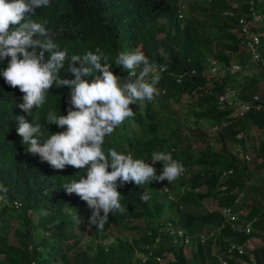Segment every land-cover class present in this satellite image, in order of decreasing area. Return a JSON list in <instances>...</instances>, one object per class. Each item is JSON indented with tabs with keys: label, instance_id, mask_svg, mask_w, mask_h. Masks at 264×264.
<instances>
[{
	"label": "trees",
	"instance_id": "obj_1",
	"mask_svg": "<svg viewBox=\"0 0 264 264\" xmlns=\"http://www.w3.org/2000/svg\"><path fill=\"white\" fill-rule=\"evenodd\" d=\"M231 1L235 0H190L182 17L176 13L179 0H50L48 7L36 9L30 18L46 21L45 27L52 32L58 49L67 50L62 78H71L67 73L71 56L82 57L89 51L95 53L97 48L108 57L110 70L121 78L127 70L117 66L115 59L122 51L139 49L158 66L161 78L154 99L130 105L134 115L106 136L102 147L106 154L109 149L124 154L132 151L136 158L146 157L148 161L153 152H169L190 174L171 183L152 180L140 186L129 182L121 187L117 181L120 203L126 211L110 213L103 230L89 225L91 209L63 188L80 175L86 176V171L81 173L71 166L54 169L27 151L28 145L17 134V117L26 116L18 107L23 93L9 86L0 75V185L7 189L0 191V264H30V260L34 264H206L208 259L215 258L212 239L218 242L216 252L226 261L230 254L237 258L228 260V264L240 260L264 264V242L256 248H245L251 231L231 228L219 210L229 206L237 221L241 220V226L250 222L256 228H264V137H259L252 147L253 158L246 166L238 155L244 137L236 136L250 126L258 129L259 135L264 134V91L256 93L255 102L261 103V108L232 114L233 106L250 100L252 85L264 78V0H236L234 8ZM251 10L261 14L252 28L259 35L258 57L248 62V66L258 67V74L249 75L242 82L238 79L239 71L226 72L219 78L205 76L204 70L210 64L227 68L231 62L240 63L239 55L246 52L237 16ZM9 59L0 61V72ZM179 72L182 78L177 82L174 75ZM229 87L231 93L219 102L218 94ZM182 94L190 98L188 105L193 116L194 125L187 128L196 129L193 132L203 143L201 148L188 143L179 146L182 136L176 125L164 132L159 130L161 112H174L170 100L177 101ZM69 99L70 89L53 85L45 103L33 108L26 119L32 121L38 116L45 126V137L65 131L48 124L46 115L53 110L66 115ZM200 118L224 123L213 134H207L195 128ZM211 141L217 146H212ZM153 166L159 175L161 162ZM227 169L232 172L223 173ZM180 185L185 187L182 191ZM143 192L149 194L148 201L141 200ZM204 202L210 208L196 213L194 208ZM241 208L244 212L238 211ZM128 219L142 221L130 226V238L115 235L111 242L105 240L109 228ZM166 222L190 234L187 256L183 243L173 241L168 233ZM86 227L96 240L92 246H79ZM215 227L218 232L208 235L204 242L196 239L199 230L208 232ZM223 238L241 246L243 251L227 252ZM138 252L149 255L142 261Z\"/></svg>",
	"mask_w": 264,
	"mask_h": 264
},
{
	"label": "clouds",
	"instance_id": "obj_2",
	"mask_svg": "<svg viewBox=\"0 0 264 264\" xmlns=\"http://www.w3.org/2000/svg\"><path fill=\"white\" fill-rule=\"evenodd\" d=\"M49 5L50 0H0V61L10 57L0 75L9 86L23 93V102L18 107L26 116L45 103L53 85L70 89L67 114L58 115L53 110L46 115L48 124L65 131L48 132L45 137L42 131L45 126L38 116L32 121L19 116L17 134L28 145L29 153L38 155L52 168L63 170L71 166L75 171H86V176L80 175L63 188L66 194L74 193L86 202L91 209L89 225L103 230L110 213L126 211L120 203L117 181L121 187L129 182L140 186L152 180L171 183L188 177L181 175L189 171L169 152H153L149 161L146 157L136 158L132 151L124 154L109 149L105 153L102 147L105 137L134 115L130 105L154 99L160 70L143 51H122L115 59L117 66L128 71V76L122 79L110 70L108 57L97 48L95 53L71 56L67 68L71 78H62L67 50L58 49L52 32L45 27L46 21L30 18L36 9ZM156 162L162 164L159 175L153 166ZM0 191L7 189L0 185ZM140 198L148 201L150 196L143 192Z\"/></svg>",
	"mask_w": 264,
	"mask_h": 264
},
{
	"label": "rangeland",
	"instance_id": "obj_3",
	"mask_svg": "<svg viewBox=\"0 0 264 264\" xmlns=\"http://www.w3.org/2000/svg\"><path fill=\"white\" fill-rule=\"evenodd\" d=\"M189 1L190 0H182V3L184 4V12H186V4ZM184 12H183V14H184ZM249 58L250 57H249L248 53L239 55L238 60H240V62L242 64V68L239 71L238 79L241 82L246 81V79L248 78L249 75H257L259 72V69L257 66H255V65L248 66L247 62L251 61ZM228 90H229L228 92L230 94L231 88L229 87ZM250 91L252 92V94L263 92L264 91V78L259 79L254 85H252ZM189 99L190 98L187 95L182 94L177 101H174L173 99L170 100V106H171L172 110H174V112L168 113V111H166V110L161 112V114H160L161 124L159 126V130L164 132V130H166L167 128L176 125L178 127V130H180L181 136H182L178 140L179 146H183L184 144L188 143L194 148H201L203 143L200 141V139H198L195 136V134H194L195 132H193L196 129L188 130V128H187V126L192 127L194 125L192 123L193 116L191 114V108H189V105H188ZM141 105L142 104L140 103L139 106H141ZM235 106H233L234 109H236ZM234 112H235V110L232 112V114H234ZM221 122L222 121L218 122L217 123L218 127L216 129H214L213 128L214 123H211V121L206 119V118H200L198 120V122L195 124L197 126L195 128H198L202 131H205L207 134H213L216 130L219 129ZM243 133H245L244 134L245 140H244V144H243L244 146L241 149L242 152H239L238 155L240 156V158H242V160L245 161L244 164L246 166H249L251 164L250 161L253 158L252 157L253 155L251 153V149L256 144L257 140L259 139V131L254 126H250V127H248L246 132H239L236 136L237 137L243 136ZM262 137H264V136H262ZM210 143L212 144V146H217V144L213 141H211ZM230 150H232V147H230ZM244 153L249 157V159H247L248 157H245V156L242 157V154L245 155ZM246 160H247V162H246ZM74 170H77V169H74ZM227 174H230V173H227ZM208 208H210L209 204L204 202V203L200 204L199 206H197L196 208H194V211L196 213H201V212L207 210ZM133 223H140L141 224L142 221L136 220V219H128L125 221H121V223L118 226H112L111 228H109L110 234H109V236H107V238H105V240L111 242L115 235H121V236L130 238L131 235H133L132 229L130 228V226ZM75 229H77V228H75ZM262 232H264V228L261 230V232L259 231V234L261 235ZM95 240L96 239H94L91 235L89 227H86L83 230L79 246H85V247L92 246L93 243L95 242ZM8 241H11V239L9 237H8ZM189 244L190 243H188L186 245L184 244V246H183L184 254L186 256L189 254V247H188ZM72 252H73V250L70 251L69 255ZM167 258H169V256H167Z\"/></svg>",
	"mask_w": 264,
	"mask_h": 264
},
{
	"label": "built area",
	"instance_id": "obj_4",
	"mask_svg": "<svg viewBox=\"0 0 264 264\" xmlns=\"http://www.w3.org/2000/svg\"><path fill=\"white\" fill-rule=\"evenodd\" d=\"M237 1H231L230 2V6L232 8L237 6ZM183 11H184V4L182 3V1L180 0L178 3V6L176 8V13L178 17H182L183 15ZM227 13H230V11H227ZM261 18V14L251 10L249 13L245 12H240L238 13L237 16V25L239 28V33L242 36V40L241 43L243 44V48L245 49V51L249 54V59L250 60H254L258 57V45H259V35L257 32L253 31L252 28L255 26V22L260 20ZM261 65H264V60L261 61ZM241 66L240 63L237 61L231 62V64L225 68L222 66H218L217 64H210L205 70H204V75L207 77H212V78H219L222 77L226 72L230 73V74H234L238 71H240ZM192 71V70H191ZM138 74V72H137ZM128 76V71L125 73V75L122 76L123 78H126ZM175 76V80L178 82L181 80L182 78V73L179 72L177 74L174 75ZM228 88L226 90H224L223 92H221L220 94H218L217 96V100L219 102L225 100L228 96H229V92H228ZM257 94L254 93L251 95V99L247 100V101H243L241 103H239L238 105L235 106L236 109L234 112L235 114L241 115L243 112H245L246 110H248L249 108L253 107L255 109L261 108V103L255 102L257 100ZM233 110V111H234ZM232 111V112H233ZM224 122L222 121L220 123V126L223 124ZM218 127V125L215 123L213 125V128L216 129ZM247 157V155L245 156ZM145 159V158H144ZM145 162L148 163L147 159H145ZM223 173H231V169H228L226 171H224ZM189 172L184 171L183 174L181 175V177L183 176H188ZM223 187V186H221ZM184 186L181 185L179 187V190H183ZM163 189L166 190L165 186L163 185ZM224 221L228 222L229 225L232 228L235 229H242L245 232H249L250 231V226H249V222H245L242 226L241 224L237 221L236 215L235 213H233V211L230 209L229 206H222L219 208ZM165 228L168 229V233H170L173 236V241H180L183 243V245L190 243L191 241V237L190 234L182 227L180 226H171L169 224V222H166ZM218 227L212 228L210 231L205 232L204 230H199L196 233V239L199 242H204L205 239L207 238L208 235H212L214 232H217ZM236 249L238 253H241L242 247L238 246L237 244H235L234 242L230 241L227 243L225 250L227 252H231V250ZM149 255V252L147 253H143V252H138V256L140 257V259L143 261L145 260V258H147V256ZM215 257L217 259V261H219L221 264H226V260L224 259V257L220 254V253H215ZM154 258L157 261H160V258L157 256H154ZM30 264H34V262L32 260H30ZM162 264V263H160Z\"/></svg>",
	"mask_w": 264,
	"mask_h": 264
},
{
	"label": "crops",
	"instance_id": "obj_5",
	"mask_svg": "<svg viewBox=\"0 0 264 264\" xmlns=\"http://www.w3.org/2000/svg\"><path fill=\"white\" fill-rule=\"evenodd\" d=\"M246 52V51H245ZM247 53V52H246ZM248 63V62H247ZM240 64H241V62H240ZM245 133H243V136L242 137H244V140H245V135H244ZM264 134H260L259 135V137H262ZM228 170V169H227ZM224 172V171H223ZM231 172H232V170H231ZM253 176V175H252ZM242 196V193H240V196L239 197H241ZM238 211H241V212H244V209H238ZM234 213V212H233ZM239 221H241V220H238V222ZM240 223V222H239ZM245 223V222H244ZM250 223V222H249ZM249 226H250V231H251V234L250 235H248V237L246 238V240H245V242H244V247L245 248H247V249H252V248H256V247H258V246H260L261 244H263V238H264V232H262V234L260 235L259 234V231L261 232V230L262 229H259V228H256V227H254L251 223L249 224ZM231 227V226H230ZM232 228V227H231ZM233 229H235V228H233ZM238 230V229H237ZM240 230H242V229H240ZM242 231H244V230H242ZM217 232H218V230H217ZM217 232H215V234L217 233ZM245 232V231H244ZM247 233V232H246ZM214 234V235H215ZM259 236V237H258ZM223 240H225V242H226V245H227V243L228 242H230V241H228L229 239H227V238H223ZM202 243V242H201ZM217 244H218V242L217 241H215V239H212L211 240V249H212V253H213V255H214V257H215V253H217L216 252V249H217ZM189 245H191V241H190V244ZM188 245V247L190 248V246ZM226 245H225V247H226ZM184 246V245H183ZM222 255V254H221ZM223 256V255H222ZM235 257L234 256H232L231 254L228 256V259H227V261L228 260H233ZM225 259V258H224ZM236 260H237V258H235ZM234 259V260H235ZM226 260V259H225ZM227 261H226V264H228L229 263V261H228V263H227ZM206 264H221L219 261H217V259H216V257L215 258H210V259H208L207 261H206ZM236 264H250L249 262H247V261H244V260H240V261H237L236 262Z\"/></svg>",
	"mask_w": 264,
	"mask_h": 264
}]
</instances>
